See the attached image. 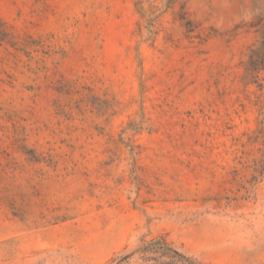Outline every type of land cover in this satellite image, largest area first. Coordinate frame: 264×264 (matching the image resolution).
I'll return each instance as SVG.
<instances>
[{
	"label": "rangeland",
	"instance_id": "1",
	"mask_svg": "<svg viewBox=\"0 0 264 264\" xmlns=\"http://www.w3.org/2000/svg\"><path fill=\"white\" fill-rule=\"evenodd\" d=\"M0 264H264V0H0Z\"/></svg>",
	"mask_w": 264,
	"mask_h": 264
}]
</instances>
